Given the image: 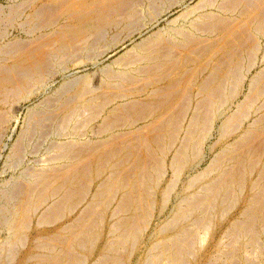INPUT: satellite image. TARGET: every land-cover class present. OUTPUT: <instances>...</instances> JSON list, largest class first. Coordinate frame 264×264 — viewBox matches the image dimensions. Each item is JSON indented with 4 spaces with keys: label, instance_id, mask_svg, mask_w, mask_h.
Here are the masks:
<instances>
[{
    "label": "bare ground",
    "instance_id": "obj_1",
    "mask_svg": "<svg viewBox=\"0 0 264 264\" xmlns=\"http://www.w3.org/2000/svg\"><path fill=\"white\" fill-rule=\"evenodd\" d=\"M27 1L29 39L0 46V149L14 170L0 184V264H255L264 67L244 81L260 64L264 0H199L99 81L74 76L52 94L69 61L187 0ZM40 95L9 145L20 104Z\"/></svg>",
    "mask_w": 264,
    "mask_h": 264
},
{
    "label": "rangeland",
    "instance_id": "obj_2",
    "mask_svg": "<svg viewBox=\"0 0 264 264\" xmlns=\"http://www.w3.org/2000/svg\"><path fill=\"white\" fill-rule=\"evenodd\" d=\"M20 1V2H19ZM25 4V6H24V4ZM187 3L185 4V6L183 5H178V4H176V5H174L172 8H170L169 10H166L165 9V7H163V5H162V17L161 16H159L160 18H158V20L157 21H154L153 23H150V24H148L147 25V27L141 32V33H136L135 34V36H133L132 38H130V39H128L127 41H126V43H124V44H120V45H117L115 48H113V49H110L108 52H106V54H103V55H101V56H98V57H96L95 59H93L94 60V62H93V60H87V59H82V60H84L82 63H77V65H75V63L74 62H68L67 63V68H66V70L62 73V74H59L58 76H56V78H55V81L53 82V83H51L50 84V88L48 89V93H50V94H52V92L53 91H55L56 89H58V87L59 86H61L60 84H62V83H64L65 81H68L69 79L70 80H72V79H74V76H75V78L76 77H78V76H82V74L83 75H85V74H90V75H92L93 76V80L94 81H99L100 80V78L102 77V72H101V70L100 69H102V68H105V67H117V64H115L116 63V60L117 59H119L122 55H124L127 51H129V49L131 48L132 49V47L134 46V43L136 44V42L137 41H142V39H146V38H148L149 36H151V35H153L154 33H155V31H157L158 29H160V28H162V30H166V29H164L166 26H168V27H166L167 29L168 28H172L173 26H175L178 22H180L181 20H179V21H177V22H175L174 21V19H176V17L178 18V17H180V15H181V12L182 11H184V9L188 6H195L194 4H197V2H199V0H187L186 1ZM28 1L26 2V0H0V28L1 29H3L4 31H6V32H3L1 29V32H0V35L2 36V37H0V46L1 45H10V44H12V41L13 40H15V41H17L18 39H19V37H20V41H21V39H22V41H27L28 39H29V35L27 34V33H24V32H26V28H22L21 27V22H22V20H24V15H26V13H28V10L30 11V8H29V6H28ZM19 5H20V7H19ZM16 6H18V7H16ZM23 6H24V8H23ZM8 8V9H7ZM15 8H17V10L19 11H17V10H15ZM23 8V9H22ZM11 9V10H10ZM25 9V10H24ZM22 10H23V12L25 11V13H23L22 12ZM12 11V12H11ZM14 11V12H13ZM15 11H17V13L15 12ZM9 13H11V16L13 15V14H15V15H13V17H14V19H13V17H11V19H10V15H8ZM22 13V14H21ZM21 14V15H20ZM6 16V17H5ZM9 16V17H8ZM19 16V17H18ZM22 16V17H21ZM3 17V18H2ZM5 17V18H4ZM17 17V18H16ZM8 19H10V21L8 20ZM170 20V21H169ZM7 21V22H6ZM15 21V22H14ZM21 21V22H20ZM175 22V23H174ZM7 23V24H6ZM12 23V24H11ZM18 23V24H17ZM157 23V24H156ZM154 25V26H153ZM18 26H20V27H18ZM25 29V31H23ZM155 29V30H154ZM152 32H153V34H152ZM4 33V34H3ZM7 33V34H6ZM6 35V36H5ZM23 36V37H22ZM142 36V37H141ZM148 36V37H147ZM28 37V38H27ZM2 38V39H1ZM25 39V40H24ZM132 39V40H131ZM2 41V42H1ZM11 41V43H8V42H10ZM15 41H13V42H15ZM25 41V42H26ZM261 50H260V53L258 52V63L260 62V64H258V65H255V67H253L252 68V72H249V73H247V75H246V77H245V81H244V92H246V89H247V87H248V82H249V78L254 74V73H256L257 72V70L259 71V70H261L263 67H264V59H263V57H264V36H263V38H261ZM123 45V46H122ZM262 51V52H261ZM263 54V55H262ZM105 55V56H104ZM261 56H262V59H261ZM0 57H1V55H0ZM102 57V58H101ZM99 58V59H98ZM104 58V59H103ZM261 59V60H260ZM3 60H2V58L0 59V62H2ZM6 61V60H5ZM10 60H7V63H10L9 62ZM100 61V62H99ZM115 63H114V62ZM263 62V63H262ZM79 64V65H78ZM104 64V65H103ZM111 64H112V66H111ZM261 65V66H260ZM103 66V67H102ZM101 67V68H100ZM260 67H262V68H260ZM83 68V69H82ZM99 68V69H98ZM255 69V70H254ZM69 70V71H68ZM100 70V71H99ZM254 71V72H253ZM100 74V75H99ZM250 75V76H249ZM63 76V77H62ZM65 77V78H64ZM73 77V78H72ZM66 78H68V79H66ZM247 78V79H246ZM53 84V85H52ZM247 85V86H246ZM52 86V87H51ZM49 90H51V91H49ZM53 90V91H52ZM243 94V93H242ZM242 94H241V96H242ZM43 97V96H42ZM42 97H41V95L40 96H38V97H34L33 99H31V101L29 100V101H25V102H22V104H20V108H19V110H17V115H19V123L18 124H16V122L13 120L12 121V125H17L16 126V131L14 132V134H13V138L11 139V140H9V141H7L8 142V144L9 145H11L13 142H14V140H15V137H17V135H18V133H19V131L21 130V128H22V126H23V124L24 123H22V122H24V117H25V112L27 111V107L28 106H33V105H35V104H37V103H39V101L42 99ZM240 98H243V96L242 97H240ZM26 107V108H25ZM262 109V110H261ZM259 111H264V108H261ZM21 111V112H20ZM256 113V112H255ZM253 114L252 116H251V118L253 119L254 117H256L258 114ZM252 119H249L250 121L252 120ZM248 120V121H249ZM247 123H249V122H245V124H247ZM22 125V126H21ZM18 132V133H17ZM216 138L214 137V136H212V138L204 145V148L206 149V146L207 145H209L211 142H213V140H215ZM11 141V142H10ZM209 143V144H208ZM7 151H9V148H6L5 150H3L2 151V149H0V184H2L3 182H5L6 181V179L8 180L9 179V177H11L12 175H13V168H11L10 166H9V168H8V162H7V158H6V156H7V154H8V152ZM2 152H3V154H2ZM5 153V154H4ZM5 156V157H4ZM27 158V157H26ZM28 158H33V155L32 154H29L28 155ZM6 160V161H5ZM204 164V165H203ZM7 165V166H6ZM5 166V167H4ZM205 166V162L204 163H202L201 165H200V167L202 168V167H204ZM4 168H5V170H4ZM3 170V171H2ZM5 171V172H4ZM9 171V172H8ZM12 171V172H11ZM7 173V174H6ZM12 174V175H11ZM8 176V177H7ZM5 177V178H4ZM2 179V180H1ZM4 179V180H3ZM3 234H5V233H3ZM2 234V235H3ZM263 237V238H262ZM262 242L264 243V234H262ZM2 239H3V236H1V233H0V242L2 241ZM263 247H264V244H263ZM248 251H252V248H250V250H248ZM253 252H255V251H252V252H247V254L249 255V256H251V254H252V258L254 259V257H255V259L254 260H256V261H254L255 262V264H264V249L262 250V252L263 253H257V255H256V252L253 254ZM261 252V251H260ZM261 254V255H260ZM255 255V256H254ZM254 256V257H253ZM257 256V257H256ZM260 256H262V258L260 257ZM258 261V262H257ZM260 262V263H259ZM263 262V263H262Z\"/></svg>",
    "mask_w": 264,
    "mask_h": 264
}]
</instances>
